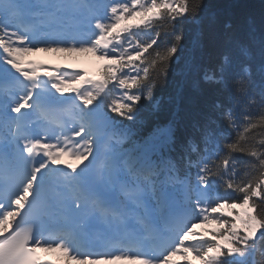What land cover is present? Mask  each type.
Instances as JSON below:
<instances>
[{
	"label": "snow or ice",
	"instance_id": "snow-or-ice-1",
	"mask_svg": "<svg viewBox=\"0 0 264 264\" xmlns=\"http://www.w3.org/2000/svg\"><path fill=\"white\" fill-rule=\"evenodd\" d=\"M204 11V0H0V264H53L38 250L67 264H264V32L250 22L244 40L210 23L206 44ZM38 52L104 63L96 77L49 71L28 58ZM173 75L217 98L178 159L125 150L117 118L159 107Z\"/></svg>",
	"mask_w": 264,
	"mask_h": 264
},
{
	"label": "trees",
	"instance_id": "trees-1",
	"mask_svg": "<svg viewBox=\"0 0 264 264\" xmlns=\"http://www.w3.org/2000/svg\"><path fill=\"white\" fill-rule=\"evenodd\" d=\"M204 3L203 24L206 44L213 38L207 30L210 23H214L216 30L219 31L224 23L231 22L236 35L244 40L248 39L250 22L255 25L257 38L264 32V0H204ZM186 30L189 33L188 46L183 54H178L181 55L178 61L181 67L190 58L191 36L196 26L188 25ZM251 47L253 53L257 54L258 45L252 44ZM157 98L160 101L159 107L142 102L143 106L135 122L117 118V123L126 130L129 137L125 146L137 151L143 144H155L153 159L157 162H161L158 158L175 160L182 152L193 123L200 118L202 112L208 110L210 102L217 97L210 89L194 88L191 78L173 75L169 85L158 89ZM169 129L172 133L171 140L167 138Z\"/></svg>",
	"mask_w": 264,
	"mask_h": 264
},
{
	"label": "rangeland",
	"instance_id": "rangeland-1",
	"mask_svg": "<svg viewBox=\"0 0 264 264\" xmlns=\"http://www.w3.org/2000/svg\"><path fill=\"white\" fill-rule=\"evenodd\" d=\"M40 60H45L47 61L48 63H54L55 61H53L55 58L56 59H60L62 60L63 62V65H70L71 67L70 70H76L74 69L77 65H76V62H79L80 63V67H84L89 76L91 77H96L98 76L97 73L98 71L102 68V65L104 63V61H101L99 60L97 57L95 56H92L91 54H88V53H78V54H69V53H57V52H38V53H34ZM67 58H72V61L70 62H67L66 63V60ZM65 62V64H64ZM91 63H95L94 66H96L94 68V66L91 64ZM83 70V69H81ZM75 86V85H74ZM162 134H164L165 132H161ZM76 163H79V162H75L74 164ZM207 227L209 226H202L199 230L200 231H203L205 232V235H207ZM210 227H215L214 225H211ZM48 252H52V251H48ZM59 252L58 256L56 254V252H52L54 255L56 254L57 257H60L64 260L67 261V257L60 251H57ZM191 258V257H190ZM175 260H178V261H181L182 264H183V257L182 256H177V257H174ZM71 264H77L76 261H72ZM101 264H105V262H101ZM110 264H115L114 262H110ZM122 264H130L129 263V260H125L123 261ZM195 264H199V261H196Z\"/></svg>",
	"mask_w": 264,
	"mask_h": 264
},
{
	"label": "bare ground",
	"instance_id": "bare-ground-1",
	"mask_svg": "<svg viewBox=\"0 0 264 264\" xmlns=\"http://www.w3.org/2000/svg\"><path fill=\"white\" fill-rule=\"evenodd\" d=\"M70 61H72V58H67V60H66V63L67 62H70ZM57 62H58V60H57ZM76 64H80L79 62H76ZM93 66H94V64L95 63H91ZM96 66H94V68H95Z\"/></svg>",
	"mask_w": 264,
	"mask_h": 264
}]
</instances>
